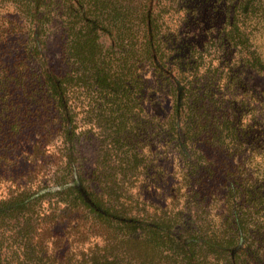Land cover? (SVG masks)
Instances as JSON below:
<instances>
[{"label":"trees","instance_id":"1","mask_svg":"<svg viewBox=\"0 0 264 264\" xmlns=\"http://www.w3.org/2000/svg\"><path fill=\"white\" fill-rule=\"evenodd\" d=\"M0 264H264V0H0Z\"/></svg>","mask_w":264,"mask_h":264}]
</instances>
